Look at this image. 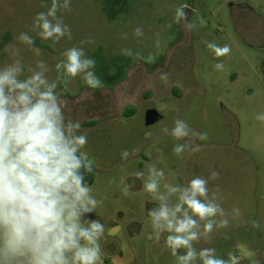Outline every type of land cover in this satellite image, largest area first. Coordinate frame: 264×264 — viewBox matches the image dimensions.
I'll use <instances>...</instances> for the list:
<instances>
[{"label": "rangeland", "instance_id": "obj_1", "mask_svg": "<svg viewBox=\"0 0 264 264\" xmlns=\"http://www.w3.org/2000/svg\"><path fill=\"white\" fill-rule=\"evenodd\" d=\"M65 2L57 0L55 15L49 16L53 0H0V45L7 33L12 36L0 46V70L19 61L21 80L34 71H42L49 82L60 78L56 91L66 103L65 116L80 122L88 138L84 150L94 160L90 186L102 203L84 219L104 225L103 264H175L164 241L167 233L157 239L151 228L147 213L154 207L147 205L152 199L143 190L153 165L164 170L162 192L166 177L178 185L174 163L205 179L213 170L219 173L208 179L209 194L218 190L214 199L224 216L215 219H226L228 225L201 236L214 243L194 242L197 252L210 248L224 261L232 253L241 261L264 264L260 256L248 259L251 246L264 245V216L251 227L233 229L241 207L243 159L253 158L264 168V0H128L112 20L102 1L68 0L67 8ZM41 13L52 25H67L71 38L66 31L59 39H43ZM21 34L32 43L22 42ZM210 44L231 51L217 57ZM73 46L96 61L89 70L97 77L106 60L125 57V78L115 86L89 88L82 73L65 89L66 77L56 64ZM128 109L134 110L132 116H126ZM148 109L162 116L151 126L145 125ZM177 120L188 130L179 140L172 136ZM202 133L206 140L199 139ZM176 145L186 146L181 156L173 153Z\"/></svg>", "mask_w": 264, "mask_h": 264}, {"label": "clouds", "instance_id": "obj_2", "mask_svg": "<svg viewBox=\"0 0 264 264\" xmlns=\"http://www.w3.org/2000/svg\"><path fill=\"white\" fill-rule=\"evenodd\" d=\"M64 7H68V0ZM56 8L57 0H53L48 15L54 16ZM38 20L42 21L43 39H59L66 31L71 38L69 27L62 22L52 25L43 13ZM20 40L32 43L24 34ZM208 47L217 57L231 51L227 45ZM63 55L65 61L56 68L63 69L65 89L69 80L82 73L89 88L103 87L100 78L89 70L96 67V61L84 58L82 49L73 46ZM37 67L42 68L43 62ZM20 74L19 61L0 70V264H103L100 240L104 225L96 219H84L102 203L85 182L84 173L94 172V160L84 150L87 135L79 121L65 116L66 103L56 91L59 77L49 82L42 71H34L21 80ZM175 123L172 136L177 140L187 136L184 123ZM199 139L206 140L207 133L200 134ZM185 147L176 145L173 153L181 156ZM121 154L126 156L127 152ZM148 172L143 190L159 202V207L147 213L151 228L157 239L167 233L164 241L176 258L175 264H193L197 258L202 264H240L232 253L224 261L214 255V249L197 252L193 246L214 226L228 225L226 219L219 223L215 219L224 216L214 199L218 190L209 199L208 179H217L219 173L213 170L208 179L194 176L186 185L166 183L162 192L164 170L153 165ZM135 175L140 178L143 173ZM128 192L125 186L122 193ZM172 196L175 203L170 201ZM179 249L186 251L178 255Z\"/></svg>", "mask_w": 264, "mask_h": 264}, {"label": "crops", "instance_id": "obj_3", "mask_svg": "<svg viewBox=\"0 0 264 264\" xmlns=\"http://www.w3.org/2000/svg\"><path fill=\"white\" fill-rule=\"evenodd\" d=\"M242 172L240 176V186L239 191L241 192V207L239 213L235 216L237 224H234V228H248L253 225V223L259 218L264 216V168L261 167L253 158H245L242 161ZM175 171V178L178 181V185H186V181L192 179L194 176H197L196 173L190 172L186 173L183 171V168L180 166V163L173 164L172 167ZM188 174V175H187ZM172 178L166 177L164 179L165 183L172 184ZM209 199H213V195L209 194ZM171 203H175L176 199L170 200ZM239 202V199H238ZM148 206H153L154 208L159 207V202L152 200L147 203ZM202 228V223H201ZM228 233V232H226ZM225 233V234H226ZM220 236L218 239V244L221 243V240L225 236ZM214 241L208 238H200L199 244H211ZM263 245V244H262ZM248 254V259L253 260L256 257L260 256L264 260V245L261 248H255L251 246ZM112 252H117L111 247ZM240 264H252L249 261H241Z\"/></svg>", "mask_w": 264, "mask_h": 264}, {"label": "trees", "instance_id": "obj_4", "mask_svg": "<svg viewBox=\"0 0 264 264\" xmlns=\"http://www.w3.org/2000/svg\"><path fill=\"white\" fill-rule=\"evenodd\" d=\"M102 1V10L107 16L109 20L115 19L126 7L128 0H97ZM11 34L7 33L3 37V41L0 46L6 45L8 42L11 41ZM125 57L123 56H114L111 57L109 60H106V66L103 67L104 70L97 71V75L100 80L106 86H115L120 83L126 76L127 70L126 67L121 65V61H123ZM113 69L115 70L113 72ZM112 71L111 73L109 72ZM126 116H132L134 114L133 109H128L126 111ZM85 175V182L90 186L94 182L95 172L92 174L84 173Z\"/></svg>", "mask_w": 264, "mask_h": 264}, {"label": "water", "instance_id": "obj_5", "mask_svg": "<svg viewBox=\"0 0 264 264\" xmlns=\"http://www.w3.org/2000/svg\"><path fill=\"white\" fill-rule=\"evenodd\" d=\"M162 119L161 114L155 109H148L145 114V125L151 126Z\"/></svg>", "mask_w": 264, "mask_h": 264}, {"label": "built area", "instance_id": "obj_6", "mask_svg": "<svg viewBox=\"0 0 264 264\" xmlns=\"http://www.w3.org/2000/svg\"><path fill=\"white\" fill-rule=\"evenodd\" d=\"M238 255H240V252H238Z\"/></svg>", "mask_w": 264, "mask_h": 264}]
</instances>
